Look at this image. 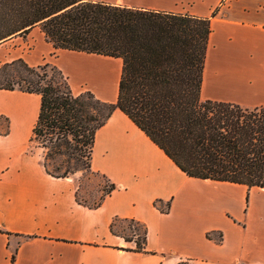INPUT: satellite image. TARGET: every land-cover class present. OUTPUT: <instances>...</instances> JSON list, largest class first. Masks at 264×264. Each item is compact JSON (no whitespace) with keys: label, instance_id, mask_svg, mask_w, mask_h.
Wrapping results in <instances>:
<instances>
[{"label":"crops","instance_id":"0c3cea01","mask_svg":"<svg viewBox=\"0 0 264 264\" xmlns=\"http://www.w3.org/2000/svg\"><path fill=\"white\" fill-rule=\"evenodd\" d=\"M94 1L210 19L201 99L264 108V0ZM19 59L54 66L75 96L117 99L120 58L55 49L37 25L0 43V67ZM39 108L37 94L0 90V264H264V188L187 176L116 109L91 155L115 190L85 205L76 174L51 177L29 150ZM115 220L146 228L147 253L120 250L134 244Z\"/></svg>","mask_w":264,"mask_h":264},{"label":"trees","instance_id":"16d2710c","mask_svg":"<svg viewBox=\"0 0 264 264\" xmlns=\"http://www.w3.org/2000/svg\"><path fill=\"white\" fill-rule=\"evenodd\" d=\"M37 25L55 49L122 61L115 102L89 91L73 95L49 64L30 67L19 59L0 67V90L40 96L31 141L43 149L48 175L92 172L95 134L118 109L187 176L264 188V108L200 97L210 19L94 0H0V43ZM114 190L110 184L93 207ZM168 209L169 203L160 207ZM118 221L140 223H111L112 234L134 244L120 250L147 253L146 228L126 238L115 231Z\"/></svg>","mask_w":264,"mask_h":264},{"label":"rangeland","instance_id":"374dc122","mask_svg":"<svg viewBox=\"0 0 264 264\" xmlns=\"http://www.w3.org/2000/svg\"><path fill=\"white\" fill-rule=\"evenodd\" d=\"M48 74L51 75L50 70H48ZM29 150L43 155V149L37 142L32 141L29 145ZM75 174L79 182V195L77 199L85 205H95L102 197L103 191L108 190L110 184L101 175L90 171H79ZM115 231L126 238H132L135 237L134 235L142 236L143 227L140 224L131 223L130 221H118L115 223ZM130 245L133 244H126V246Z\"/></svg>","mask_w":264,"mask_h":264}]
</instances>
